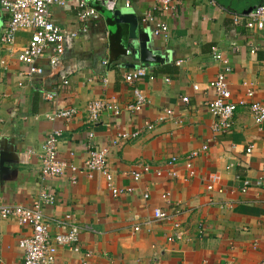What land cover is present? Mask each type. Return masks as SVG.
Returning <instances> with one entry per match:
<instances>
[{
    "label": "crops",
    "instance_id": "obj_1",
    "mask_svg": "<svg viewBox=\"0 0 264 264\" xmlns=\"http://www.w3.org/2000/svg\"><path fill=\"white\" fill-rule=\"evenodd\" d=\"M71 5L53 7L52 19L77 37L66 39L54 68L44 60L35 63L42 75L27 77L17 59L28 32L17 33L10 48L0 43V207L30 208L41 192L54 197L42 207L50 234L71 226L80 251L59 248L53 264H264V122L256 124L247 107L238 108L233 128L214 133L206 106L214 98L208 83L224 68L232 101L252 89L253 100L264 102L263 34L232 24V16L264 0H172L166 12L154 0H130L129 8L120 0L109 16L99 10L85 33ZM117 12L133 17L138 41H147L159 62L138 65L126 53L133 38ZM149 13L167 25V38L155 37L152 25L141 22ZM212 48L226 63L212 59ZM138 67L148 76L126 84L124 74ZM133 87L147 100L138 113L125 110L133 102ZM53 93L52 100L44 99ZM111 97L120 114L105 111L90 123L87 104ZM69 108L77 111L72 120H48ZM164 109L173 117L159 122ZM146 124L153 129L147 131ZM54 129L62 133L56 150L61 160L81 168L88 149L105 148L111 185L132 192L113 198L99 173L88 178L67 169L43 178L42 145ZM135 131L137 138L113 145L118 134ZM193 152L197 157L188 160ZM172 158L176 163L169 166ZM137 166L149 172L135 182L130 172ZM157 209L171 220L154 223ZM67 216L68 226H57ZM174 227L181 240L168 242ZM30 233L14 220L0 222V264H23L19 241Z\"/></svg>",
    "mask_w": 264,
    "mask_h": 264
},
{
    "label": "built area",
    "instance_id": "obj_2",
    "mask_svg": "<svg viewBox=\"0 0 264 264\" xmlns=\"http://www.w3.org/2000/svg\"><path fill=\"white\" fill-rule=\"evenodd\" d=\"M120 0H0V43L8 48L15 43L16 35L19 32H28L27 40L23 50L17 55L18 61L27 68V77L40 76L43 73L41 67L35 65L37 61H46L50 68H54L59 63L60 57L64 53V43L66 39L76 38L78 32H66L59 27L52 19V8L64 9L72 3V9L75 12L77 22L81 25L80 31L86 32V24L88 21L98 17L99 10L113 13L116 10V4ZM160 11L166 12L170 9L172 0H154ZM130 0H123L125 8L130 7ZM141 22L145 25H152V33L155 37H168V27L165 23L157 21L154 16L149 13L145 15ZM232 24L236 28L244 29L249 32H260L264 37V5L255 7L247 14L232 16ZM212 59L216 62L226 63L222 55L212 48ZM264 53V46L262 48ZM252 50L251 53H254ZM129 54L128 52H126ZM107 64V62H104ZM179 64V63H178ZM177 64V65H178ZM228 68H224L223 72H219L213 80L208 83V87L213 91L214 98L208 101L206 106L212 118V131L214 133L229 132L234 126V115L238 108L247 107L254 122L258 125L264 122V102L254 101V92L249 89L243 99L232 101V95L228 88L226 73ZM148 76L146 68L138 67L123 76V81L128 85ZM152 79V77H149ZM106 83V79L103 81ZM67 84V82H64ZM245 85V84H244ZM193 90L197 91L198 86L194 85ZM56 93L45 94L44 99L52 100ZM133 102L125 107L130 113H138L147 104L146 97L138 91L136 87L132 88ZM187 98H182V102H187ZM88 120L95 123L105 111H111L115 116L120 114V108L114 97L109 99H96L89 102L86 106ZM77 115L75 109H63L53 112L48 116V120L55 122L57 120L70 121ZM173 111L164 109L160 114L158 121L163 122L171 120ZM154 127L153 124H146V130L150 131ZM61 131L52 130L45 138L42 145L41 159V176L43 178H55L64 174L69 169L74 175L85 173L88 178H92L94 173H99L106 181L107 187L113 198H118L126 193H131L130 188L117 189L111 184L112 177L107 169L108 150L88 149L87 158L83 162L81 168L74 167L67 162L61 160L57 154V145L61 138ZM139 132L120 133L113 145L119 142H125L137 138ZM90 138L92 135L89 136ZM203 147V151H206ZM252 146L246 150L250 153ZM197 157V153L193 152L187 158L192 160ZM176 163V159L172 158L168 165L172 166ZM186 169L191 170L192 164L186 162ZM149 168L147 166H137L130 177L135 181H139L143 174H147ZM159 175V173H157ZM174 176V173L170 174ZM75 183V178L72 179ZM211 189L210 187L208 188ZM147 198V195L143 196ZM54 197L48 193L41 192L30 208L21 206H1L0 222L4 220H14L20 226H28L31 229L29 236L19 241V247L23 252V264H53L59 248H67L74 253H79V236L78 231L67 225L69 216L64 222H57V226H68L69 230L65 233H57L51 235L49 224L44 219L42 207L44 205H52ZM166 196H162L165 199ZM153 222L163 223L169 222L171 217L162 210H154ZM172 234L167 238L168 242L181 240V234L176 233L178 228L174 227ZM139 227L134 228V232H138Z\"/></svg>",
    "mask_w": 264,
    "mask_h": 264
},
{
    "label": "water",
    "instance_id": "obj_3",
    "mask_svg": "<svg viewBox=\"0 0 264 264\" xmlns=\"http://www.w3.org/2000/svg\"><path fill=\"white\" fill-rule=\"evenodd\" d=\"M250 11L245 12L244 14L249 13ZM116 16L121 17L120 20L123 22L129 24L131 36L133 38V43L129 48L131 49L128 53L131 54L132 57H134L135 62L142 66H148L151 64H154L156 62H159L158 58L153 57L152 52H150L149 49H147V41L139 40L137 38V29L135 27V22L133 21V17L131 15H121L120 13H116Z\"/></svg>",
    "mask_w": 264,
    "mask_h": 264
},
{
    "label": "rangeland",
    "instance_id": "obj_4",
    "mask_svg": "<svg viewBox=\"0 0 264 264\" xmlns=\"http://www.w3.org/2000/svg\"><path fill=\"white\" fill-rule=\"evenodd\" d=\"M104 13H106V15H108V16H109V14H110V12H107V11H105Z\"/></svg>",
    "mask_w": 264,
    "mask_h": 264
}]
</instances>
